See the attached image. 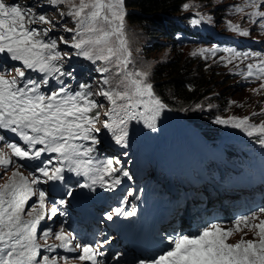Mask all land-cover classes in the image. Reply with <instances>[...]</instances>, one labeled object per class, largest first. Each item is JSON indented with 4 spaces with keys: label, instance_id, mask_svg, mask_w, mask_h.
<instances>
[{
    "label": "snow or ice",
    "instance_id": "obj_1",
    "mask_svg": "<svg viewBox=\"0 0 264 264\" xmlns=\"http://www.w3.org/2000/svg\"><path fill=\"white\" fill-rule=\"evenodd\" d=\"M48 3L68 5L69 10L61 15L72 17L76 27L65 29L74 33L71 44L63 36L59 41L74 48L76 56H82L94 65L102 62L96 67L102 76L95 92L93 86L86 83L79 84V90H72L61 79L72 75L62 70L61 62L68 54L59 50L57 39H44L52 29L33 27L52 21L16 0H0V54L21 65L14 68L15 75L0 65V132L11 133L14 137L9 139L6 134H0V169L15 166L17 160L39 161L40 165L31 178L16 167L7 182L0 184V264H69L68 256L50 257L41 253V249L53 251L58 248L70 252L79 250L75 259L99 264L97 257L102 255L98 252L101 245L74 244L75 236L63 228L55 233L51 229L43 230L38 238L41 221L55 217L58 208L49 209L45 202L47 193H37L33 186L64 181L66 170L86 177V182L78 187L90 190H95L97 185L114 189L121 182L116 176L118 172L129 176L127 171L115 166L120 164L119 159L99 161L91 155L94 146L100 143L94 133L101 131L96 127L101 114L99 111L93 113V110L103 106L94 96L104 97L110 104L108 112L104 113L109 119L104 121L103 127L111 131L117 144L124 146L128 143L130 121H142L147 128L155 130L157 118L167 105L155 95L147 72L128 70L132 52L125 34L124 0H48ZM262 4L264 0H246L244 7L253 9L247 14L249 19L256 23V18H261L260 26L264 28ZM183 7L188 9L191 5L184 4ZM244 7L237 5L235 11L244 12ZM201 19L191 22L200 24ZM230 27L240 35H249L239 25L230 23ZM215 51L198 50L199 54H215ZM224 51L231 56L230 59L222 58L228 63L235 59L260 58L247 64L243 74L246 78L264 80V53L239 52L231 48ZM197 54L193 52V55ZM29 71L40 74L39 79L27 75ZM50 80L57 81L58 87L42 90ZM260 89H264V83ZM218 123H231L242 128L248 136H257L258 143L264 145V122L252 123L249 116H244L220 119ZM83 141H91V145ZM45 154L55 155L41 159ZM73 194L71 188L65 193L69 197ZM36 195L38 207L33 205L25 212L28 201ZM58 203L63 205L66 200L61 199ZM135 213L133 204L130 211L117 207L105 215L112 220L114 215L131 217ZM261 215H264V207L237 217L228 228L212 223L193 235L168 236L167 250L150 260H139L137 264H264V219ZM245 229L253 232L256 239H245L248 234ZM237 233L244 235L238 242L229 243V238ZM53 236L59 243H48ZM40 239L44 242L40 243Z\"/></svg>",
    "mask_w": 264,
    "mask_h": 264
},
{
    "label": "rangeland",
    "instance_id": "obj_2",
    "mask_svg": "<svg viewBox=\"0 0 264 264\" xmlns=\"http://www.w3.org/2000/svg\"><path fill=\"white\" fill-rule=\"evenodd\" d=\"M9 2H12V0H9ZM16 2L20 3L22 6L31 7L37 15H45L48 20L52 21L51 24L39 23L37 25H33V27L52 29V31H50L47 37H44V39L47 40L49 37L57 39L59 43V50L62 53L68 54L67 57L61 62L63 65L62 70L65 73L71 72L73 78L70 79V77L67 75L61 77L64 83L71 87V81L75 78V75H77L80 70L83 69H79V67L84 65L89 71V77L87 78L86 84H91L93 86V91L95 92L102 76L101 73L96 71V67L97 65L102 64V62L98 61L94 65L86 58L82 56H76V50L74 48L59 41V37L63 36L64 39L68 40L69 44H71L72 37L74 35V33L65 31L66 28L76 27L74 19L66 15H61L62 12H67L69 10L68 5H51L48 3V0H16ZM184 4H190L191 7L185 9L183 7ZM184 4L182 5L180 12L176 15V18L184 22L183 28L186 29V32H180L176 35L175 39L171 38L169 40L161 37V35H150L147 29L131 22L127 18L128 12L124 6L126 11L125 34L128 41V47L132 52V63L128 67L129 71L147 72L149 74L147 80L152 84L153 91L156 96L157 94L154 89L155 79H153L152 73L159 64L169 65L176 62V60L184 61L186 65H191L193 69L197 68L196 70L200 71L201 75L204 76L205 83L204 89L200 93L201 95L190 104L188 103L181 105L178 104V102H175L170 106L161 100L167 105V108H165L157 118V127L155 130L147 128L142 121H130L128 124V139L131 141L134 139L142 140L146 147H153L156 143H158V150L161 153H164V155H167V157H171L170 154H175L177 155L176 157L178 159H183L176 162L178 165L185 167L188 173H191V171L197 172V170L203 169L202 167L204 165H202V158L208 154H211L215 159L222 160L223 152L220 149L223 141L227 138L237 139L242 143H245V147H252L249 152L246 151V153L249 154V160L252 159V154L257 155L258 152L259 160L255 159V162H246L249 169L245 176L240 175L241 170H235L236 168L234 169L231 164H227L229 167L234 169L232 172L233 175L238 177L234 179L230 185L237 183L240 179H264V157L261 153V146L260 144L256 145L255 143L250 142V140L253 139L255 141L257 136L254 135L250 137L242 128L234 127L231 123H218V120L220 119H229L231 117L242 118L244 116H249L252 123L259 124L264 122V89H260V85L261 83H264V80L246 78L243 74L246 72L247 64L255 63L260 58L250 57L243 60L235 59L232 60V63H228L227 59H222L231 58L230 54L224 51V49L229 48L235 49L239 52L250 51L264 53V28H261L260 26L261 18H256V23H253L252 20L249 19L247 14L252 12L253 9L251 7H244L246 0H188ZM237 5L244 7V12L235 11V6ZM260 10L264 11V4H262ZM201 17L204 19H201ZM193 19H201V23L193 24L191 22ZM230 23L239 25L241 30H247L249 35L244 36L240 35L238 32L232 31ZM199 29H203L210 33L226 35L227 38L224 39V41L230 42L232 46H217L212 41L200 39L198 37L196 38L193 35H196V30ZM200 49H216V51L215 54L212 52L199 54L198 50ZM193 52H197L198 54L193 55ZM0 65H2L3 68L12 70V75H15L14 68L21 66L20 62L11 61L9 58L4 59L1 56ZM27 75L36 79H39L40 76V74L30 71L27 73ZM56 87H58V82L55 80H50L49 85L42 90H55ZM71 89L73 90V86ZM253 89H260V91L255 92ZM93 98L96 99L99 104L103 105L101 108L93 110V113L99 111L101 114L96 124V127L100 128L101 131L94 133L100 143L96 144L94 149H103V151H108V149L113 148V146L119 147V145L116 144L111 131L103 127L104 121L109 119L104 115V113L108 112L110 104L105 100L104 97L94 96ZM178 107L180 108L178 109ZM254 113L255 115H253ZM196 132L199 134H194ZM191 133L195 135L197 140L195 143L191 144V147L196 151L190 149V151L185 154L179 143V139L185 136L191 137ZM0 134H6L7 138L9 139L14 138L13 134L11 133L0 132ZM206 134L210 137L221 136V139L211 142L209 141V138L206 136ZM82 143L91 145V141H83ZM225 147L229 153L235 146L226 145ZM95 150L91 155L100 161L101 158L95 152ZM54 155L55 154H45L41 157V159L46 160L48 156ZM121 156L125 157L120 159ZM112 157L114 156L112 155ZM115 159H119L120 164L127 162L130 171L134 170L136 167V164H134V166L130 169V164L132 163L130 161V157L126 154H119ZM189 159H192V161L197 164L198 168L187 165L186 161ZM232 160L234 161V158H232ZM209 161L215 160L212 159ZM56 163L57 162L54 160L53 164L55 165ZM21 164L23 165L22 167H20ZM120 164L115 166L119 167ZM167 165H170L168 158L166 166ZM37 166H40L39 161L21 162L17 160L15 166H9V169L7 170L0 169V184L7 182L8 178L12 174V171L16 170V167H19V170L23 172L24 175L31 178ZM49 167H52V165ZM167 169L171 170L172 173L175 174L174 167L167 166ZM65 174L69 176V178L66 182L62 183V186L59 188L61 191H64V188H71L74 193L71 197L65 195L66 191H64V194L58 193L56 195H51V192L55 191L51 189V186H57V184H52L53 181H49L46 184L40 183L33 186L37 193L39 191H44L47 193L45 202L48 208L57 205L62 212L70 209V202H72V200L76 197V194L80 192V187H78V184H82L80 180L81 177L76 178L78 175H76L74 172H69L66 170ZM36 175L40 174L36 173ZM153 175L154 174H148V178H146L148 180V186H156V191L154 193L157 195V197L152 202H149L152 207H158L161 204H165L162 203L160 197H162L167 203L172 202L173 206L176 202L185 204L193 197L198 198L199 195L197 193L204 194L206 192L205 190L201 189L200 185H198L197 188L186 190L187 192L185 199L180 200L176 197V190L173 189L169 178L167 180L168 188L165 182L161 180L162 171L158 172L156 177ZM67 182L69 184H66ZM57 183L59 182L57 181ZM128 186L129 185H126L125 188ZM133 186L134 184L128 189H124L123 187L122 194H126V198L129 199V202L134 199L132 197L134 191L133 189L130 190V188ZM168 189H171L173 193H175L174 199L173 197H170ZM145 192L146 196H148L147 188H145ZM113 195L115 198L110 199L111 205L109 208L123 203L121 200H119V195L117 196V192L113 193ZM206 195L213 194L206 193L205 196ZM57 199H64L66 200V203L60 205L58 203L59 200ZM225 199L231 203L227 197H225ZM216 201L217 198H214V200L210 202L212 208L209 209V216L217 215V217H228V219H217L216 221H211V223H219L225 228L231 227L233 221L237 217L250 215L254 212H257L255 211L257 208L256 206L253 207V209L248 210L249 206L247 207V205H243V203L246 202L243 201L237 205V209H241L243 212L242 215H238V211H236V208H234L232 203L231 214L229 215L228 213L226 214L216 207ZM33 205L38 207V195L31 197V199L28 201V205L25 208V212H27ZM221 207L222 210H224V206ZM59 217V213H57V215L51 219L46 217L44 220H42L38 229V238L41 236L43 230L51 229L52 232L55 233L59 231L60 228H63V221L58 220ZM260 218L264 219V215H261ZM191 220H194L193 217H191ZM258 222L259 221H257V223ZM51 223H53L52 227H49ZM192 224L195 225L193 222ZM202 224H204V222H200V225ZM180 227H183L182 223L180 224ZM180 231L181 230H178L177 232ZM245 232L248 233L246 236H244L245 239H256L253 232H250L247 229H245ZM243 235L244 233H237L230 237L228 242L236 243ZM43 242L44 241L40 239V243ZM48 243L52 244L59 242L55 241L53 236L49 238ZM42 255H44V252H42ZM68 257H75V255H70Z\"/></svg>",
    "mask_w": 264,
    "mask_h": 264
},
{
    "label": "trees",
    "instance_id": "obj_3",
    "mask_svg": "<svg viewBox=\"0 0 264 264\" xmlns=\"http://www.w3.org/2000/svg\"><path fill=\"white\" fill-rule=\"evenodd\" d=\"M187 1L124 0V6L131 22L147 29L150 35H161L169 40L175 39L178 33L185 32L181 26L183 21L177 19L176 15ZM196 69L186 65L184 61L177 60L169 65H157L152 77L155 79L154 89L160 100L170 106L175 102L181 105L194 102L201 95L205 85L204 76ZM88 77L89 71H86L76 83V90H79V84L86 83Z\"/></svg>",
    "mask_w": 264,
    "mask_h": 264
},
{
    "label": "bare ground",
    "instance_id": "obj_4",
    "mask_svg": "<svg viewBox=\"0 0 264 264\" xmlns=\"http://www.w3.org/2000/svg\"><path fill=\"white\" fill-rule=\"evenodd\" d=\"M180 125V124H179ZM189 133V132H188ZM182 139L183 138H181V139H179V143H180V141H182ZM177 141V140H176ZM176 145V144H175ZM172 151V150H171ZM175 151V150H174ZM188 153V152H187ZM177 156V155H176ZM218 158V157H217ZM195 159V158H194ZM200 161V160H199ZM201 162V161H200ZM182 164V163H181ZM203 165V164H202ZM201 165V166H202ZM191 168V167H190ZM194 169V168H193ZM190 172V171H189ZM235 174H237V173H235ZM76 178H78V176L76 177ZM161 181V180H160ZM162 184V183H161ZM175 192V191H174ZM198 192V191H197ZM191 195H192V193H191ZM169 196V195H168ZM191 198V197H190ZM222 206H224V212L228 209V207H227V205L226 204H223ZM248 207V206H247ZM217 212V211H216ZM232 216V215H231ZM238 216V215H237Z\"/></svg>",
    "mask_w": 264,
    "mask_h": 264
}]
</instances>
